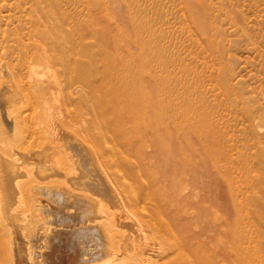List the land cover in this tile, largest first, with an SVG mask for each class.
<instances>
[{
    "label": "rangeland",
    "instance_id": "rangeland-1",
    "mask_svg": "<svg viewBox=\"0 0 264 264\" xmlns=\"http://www.w3.org/2000/svg\"><path fill=\"white\" fill-rule=\"evenodd\" d=\"M33 52L46 55L37 66L43 80L77 78L81 106H68L64 119L102 144L99 159L107 153L101 171L120 192L113 211L154 219L140 241L161 236V246L175 250L174 264H264V0H0V92L27 71ZM55 53L71 58L58 66ZM113 77L128 87L118 90ZM12 89L17 102L0 104V154L41 152L31 125L43 107L27 84ZM120 96L139 121L129 122L141 133L132 140L128 122L115 124L131 142L107 141L104 133L115 126L111 106ZM145 103L154 107L150 125ZM14 122L18 132L9 138L4 133ZM2 215L0 264H12L13 237ZM117 233L138 247L133 230ZM99 258L89 263L108 264Z\"/></svg>",
    "mask_w": 264,
    "mask_h": 264
},
{
    "label": "bare ground",
    "instance_id": "bare-ground-1",
    "mask_svg": "<svg viewBox=\"0 0 264 264\" xmlns=\"http://www.w3.org/2000/svg\"><path fill=\"white\" fill-rule=\"evenodd\" d=\"M141 47L142 45H140V48ZM152 51H154V48L150 47L149 52ZM45 56L46 55L42 52H33L25 60L23 65V68L27 71L20 73L17 77L15 75V77L12 78V87H19L27 84L28 89L34 90L37 99L43 107V116L39 117L40 120H36L35 122L32 121L31 132L33 140H37L38 144L43 147L42 151L43 149L45 152L47 151L49 153L48 156L51 158L43 159L45 155L48 154L47 152L46 154L44 152V155L42 151L37 152L32 149L29 151L32 153L16 151V154H10L8 156L0 154V168H2L3 171V174H1L2 171L0 172V192L3 194H0V213L3 214V219H5L4 224L6 223V227L9 231L6 230V232H8V235L9 233L11 234L14 244L11 251L10 262L12 264H90L89 262L93 261L95 258L106 256L108 257L106 259V263L108 264H112L115 261H124L127 264H174L175 256L173 252H175V250L172 247L168 249L171 251H168L167 248H163V246H161L162 242L159 239L161 236L155 238L157 236L155 234L153 238H146L147 241L143 239L144 237L141 238L143 240L140 241V237H138L142 235L141 232H143L144 226L152 224L153 218L148 220L143 217H141L143 219L140 217L138 218L137 215L136 218H132L127 214L124 216V214L122 215L121 213L122 209L120 211L121 215H119V209L117 210V208L115 209L118 213L115 212V209V211H113V207L118 203V199L117 201H112V199L116 198L117 195H115V192L118 191V188L114 189L117 191L113 192L107 180V178L111 176L108 175V177L105 175L107 176L106 178L103 175L105 172L101 171L103 170L102 167L104 163L108 162L106 160L107 153L105 154L103 151V157L101 156V159H99L97 154L104 149L101 148L102 144L91 138V133L87 136H85V134L81 135V133L75 131L77 129L74 130L73 127V124L77 127L78 125L74 122L68 123L64 119L65 111H68V106H81L80 99L75 96L77 89L74 88V86L78 83L77 78L72 74L67 75L64 73L61 76L53 74V79L46 77V79L43 80L45 74H41L37 66ZM55 57L58 66L67 64L71 58L70 54L67 53H55ZM112 84L114 87H117L118 90H124L128 87L126 81L120 80V78L115 79L113 77ZM12 87L8 84H4V88L0 92V104L4 108L6 105V107H8L10 104L13 106L12 103L17 102L15 91ZM57 97L59 98L57 99ZM51 100L54 101V105L51 103ZM56 102L57 106H55ZM123 104L129 105L126 111L127 113L123 111ZM132 108L133 105L130 103L128 104L127 99L120 96L117 104L113 105L112 103L111 106L112 121H114L112 125L120 124L121 122H130L138 123V125H135L136 127L139 126V121L136 122L137 119L135 118L134 112L132 113ZM151 109H154L152 104L149 105L145 103L143 107V117L148 125H150L149 123L152 121ZM184 115L190 118V114L186 113ZM67 117H69V115H67ZM66 120L69 121L67 118ZM130 123L129 126L127 125V128L131 127ZM86 126H88V124H86ZM115 126L112 128V131L104 132L107 135V141L120 139L118 141L115 140L120 142L122 139H126L122 138V135L125 133V131L123 132L124 129H121L122 126L121 128H118L117 125ZM133 127L134 128H130L134 129L133 131L138 129L135 126ZM81 129L82 128L79 130ZM86 130L87 129H85V131ZM140 130L142 129L139 128V131ZM133 131H129V133ZM137 131L138 130L133 132V135L130 133L131 136H129V139L133 136L139 137V135H135L138 133ZM17 132L18 126L14 122L8 126L4 135L7 134L10 138L11 134H17ZM81 132L83 133L82 130ZM138 134L141 135V133ZM125 135L127 134L125 133ZM125 142L122 141L123 144H126ZM128 142L131 141L129 140ZM10 146L14 147V144ZM124 146L126 147V145ZM1 147L3 148V146ZM18 147L21 146L17 145L15 149ZM97 150L99 151L97 152ZM95 151L97 153H95ZM61 155H64L67 160V170L63 168L64 171L62 170L59 158ZM112 155L110 156L113 157ZM22 157L24 159L27 158L28 162H26V164L24 160L22 161ZM109 159L112 163L113 160H111V158ZM114 161L116 162V160ZM30 164H34L31 166L32 168H30L31 171L27 168L30 173L27 172L29 174L25 175V171H23V174L28 178H25V180H28L25 181V176L22 175V169L26 170V166L28 165L29 167ZM108 164H106V166ZM109 173L108 171V174ZM53 176L57 177L55 178ZM20 178H23L26 187H23ZM85 184L87 185L85 186ZM87 186L90 189H88ZM81 187L82 191H80ZM87 190H91L93 193L90 191L88 195H86ZM90 193L91 195H89ZM26 196L29 197V200H27L28 198ZM122 196L123 195H121L120 198L124 197ZM126 200L127 199L124 200L125 203ZM129 202L131 203V201ZM120 204H118V206ZM127 210H129V207H127ZM130 212L131 211H129V213ZM1 225L4 226L3 224ZM154 226L157 227L155 223ZM123 228L134 231L133 236L137 240L138 247L135 246V243L134 246L131 247L127 238L123 234L117 233L118 231L123 232ZM148 229L150 228L148 227ZM6 235L7 234H5V236ZM174 240H171L170 243ZM164 243L166 244V242ZM145 245L147 247H145ZM58 247L62 249L60 248L61 250L57 253ZM165 256L166 258L167 256L171 257L167 258L169 262L165 259L166 262L162 263V259L160 258ZM95 262L99 261L95 260Z\"/></svg>",
    "mask_w": 264,
    "mask_h": 264
}]
</instances>
